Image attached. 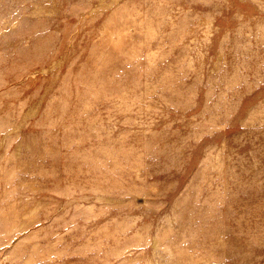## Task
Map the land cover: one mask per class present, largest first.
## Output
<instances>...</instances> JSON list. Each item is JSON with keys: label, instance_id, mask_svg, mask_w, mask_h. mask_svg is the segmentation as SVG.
Segmentation results:
<instances>
[{"label": "rangeland", "instance_id": "374dc122", "mask_svg": "<svg viewBox=\"0 0 264 264\" xmlns=\"http://www.w3.org/2000/svg\"><path fill=\"white\" fill-rule=\"evenodd\" d=\"M0 264H264V0H0Z\"/></svg>", "mask_w": 264, "mask_h": 264}]
</instances>
